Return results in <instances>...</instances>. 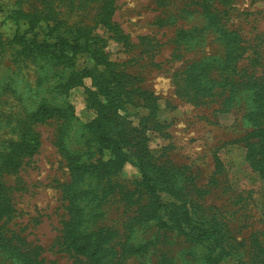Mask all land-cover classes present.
<instances>
[{"label":"rangeland","instance_id":"1","mask_svg":"<svg viewBox=\"0 0 264 264\" xmlns=\"http://www.w3.org/2000/svg\"><path fill=\"white\" fill-rule=\"evenodd\" d=\"M207 8L245 52H232ZM34 30L79 32L91 46L56 58ZM251 75L264 84V0H0V264H88L62 242L70 219L102 264H264V131L252 134L264 121L251 120ZM108 86L125 88L107 95L113 135L163 172V204L219 230L224 253L163 226L170 211L132 159L109 164L89 127Z\"/></svg>","mask_w":264,"mask_h":264},{"label":"trees","instance_id":"2","mask_svg":"<svg viewBox=\"0 0 264 264\" xmlns=\"http://www.w3.org/2000/svg\"><path fill=\"white\" fill-rule=\"evenodd\" d=\"M206 13L210 26L215 28L221 37H225L227 39V43L230 45L232 52H245L246 48L244 46H240L241 39L239 35L235 31L229 30L226 22H222L219 11H216V9L211 11L207 8ZM11 19L17 28L16 30H19V28H21L24 24L22 23V19L25 18L22 13L17 12L11 17ZM32 34L34 37H39L35 30ZM14 40L20 43L26 42L28 38L25 33L20 34L16 32ZM36 44L38 48H50L56 58H64L67 54L72 56L80 52L89 51L91 46L90 38L84 34H80L79 32H76L70 39L55 37L51 40H46L39 37ZM248 78L252 84L250 89L253 91L252 94L254 102L257 105V112L251 115V120H254L257 123V126H261V121H264V84L259 82L257 77L254 78L253 75ZM108 87L109 88L105 89L104 94L106 102H97L96 106H94L96 110V118L92 121L89 127L91 128L92 133H94L95 140L98 142L99 146L103 149L109 150V164L120 168L126 161L132 159L135 166L140 170V184L144 188V191L151 196L157 197L156 208L159 211L162 210L163 212L170 211L169 221H171V224L168 222H162L163 226L171 229H177L186 237L194 238L197 241L209 242L212 245L213 250L218 252L220 251L218 256L221 255L222 252L224 253L222 235L219 230L213 224H209L206 220L198 216L193 209L187 205H179V210H181V212H176L175 205L171 204L170 206L169 204H163L159 197V193L165 191L160 184L163 180V172L149 163V160L146 158V154L144 152L140 153L137 149L135 152H132L130 147H127L124 150L125 139L119 137L118 135H113L112 127L107 121L106 115H109V111L116 110L118 106L115 108L114 106L108 105L109 102L107 99L109 98L107 95L112 94V97H117L120 93L125 91V88L122 86H118L116 88L114 86ZM99 95L103 96L101 92ZM42 112V115L47 116L51 113L50 109L47 107H43ZM253 117H257L258 119H254ZM258 130L264 131V124L260 128L254 130L252 134H255ZM29 152H32V150L29 149L27 151V154L31 155ZM261 156L264 157V152ZM82 169L83 167H81L77 161L72 162L69 166V170L74 173H79ZM77 221L78 220L70 219L64 226L62 242L65 249L76 257L84 258L89 262L88 264H102L103 259L98 248H95L94 244L89 240H86L81 234ZM29 261H31V259L28 260V262ZM34 264H36V262Z\"/></svg>","mask_w":264,"mask_h":264}]
</instances>
